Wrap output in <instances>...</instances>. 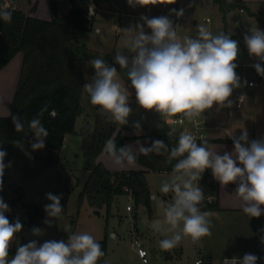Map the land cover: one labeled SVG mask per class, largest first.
I'll return each mask as SVG.
<instances>
[{"label": "clouds", "instance_id": "obj_1", "mask_svg": "<svg viewBox=\"0 0 264 264\" xmlns=\"http://www.w3.org/2000/svg\"><path fill=\"white\" fill-rule=\"evenodd\" d=\"M158 2L174 4L176 0H128L131 6ZM172 11L177 17L184 15L183 9ZM11 19L12 12L0 8V20L10 23ZM140 19L142 23L122 29V46L128 54L117 51L114 57L120 69H127V79L140 108L154 110L161 117L182 114L180 122L183 123L184 119L194 121L213 105L231 107L229 97L234 89L242 86L235 71L239 52L237 40L223 32L213 35L203 24L198 26L195 38L180 36L167 16H141ZM145 26L150 31H145ZM96 32L99 34L100 29L97 28ZM244 42L249 55L264 62V30L251 27L244 35ZM88 66L94 70V75L84 83L83 91L90 104L98 107L109 121L127 125L132 113L130 93L117 68L103 58H93ZM253 67L264 77L261 63H255ZM48 111L49 104L46 103L27 122L33 151L45 148L49 132L41 117ZM49 114L53 118L58 115L55 109ZM10 117L15 131L24 132V119L18 113H11ZM133 127L140 129L141 125L135 122ZM174 132L175 128H171L167 135L171 137ZM229 136L234 150L223 155L209 147L208 141L203 138L198 144L197 137L188 130L180 132L178 142L171 149L162 140H153L150 147L137 142L135 151L131 145L117 147L113 139L106 141L105 152L116 168L134 167L138 154H167L169 163L176 161L170 175L161 181L158 189L161 194H172L171 202L159 199L155 194L150 197L162 216L158 221L164 236L159 241L162 250L177 247L184 238L196 243L211 235L213 213L202 211L200 207L205 196L199 181L207 169L222 186L237 185L235 194L245 215L250 218L264 215V139L249 141L246 129L238 137ZM12 143L23 150L19 140ZM6 155V151L0 150V191L3 190L5 169L11 167V162L7 165L4 162ZM46 198L51 203L44 206L50 218L45 223L51 226V218L59 220L63 213L62 194L47 193ZM10 211L9 205L0 196V264H97L104 256L101 244L92 235L71 233L66 241L49 240L39 246L36 241H31L18 247L15 256L9 259L10 244L22 229L18 219L12 223L5 215ZM32 231L35 235L41 232L39 228ZM261 231L264 232V229ZM258 259L254 254H245L242 259L225 257L223 264H257Z\"/></svg>", "mask_w": 264, "mask_h": 264}, {"label": "rangeland", "instance_id": "obj_2", "mask_svg": "<svg viewBox=\"0 0 264 264\" xmlns=\"http://www.w3.org/2000/svg\"><path fill=\"white\" fill-rule=\"evenodd\" d=\"M5 1L8 6L11 5L9 0ZM247 1L250 2L248 6L252 11L259 12L257 14L263 13L260 11L264 9V0ZM97 2L96 25L92 26L90 31L77 35L78 43L75 46L74 54L81 60V71L88 79L94 75V70L88 66V62L93 58H103L108 64L117 68L121 80L129 88V104L132 108V113L128 118L129 123L127 125L118 124V127L134 128L133 124L139 122L140 129L146 130L150 135L167 134L171 128H175L172 136L178 138L183 128L165 124L164 117L154 110L147 111L140 108L135 100V91L127 79V69H120V66L114 62L117 51L128 54L122 46L124 37L122 29L142 23L141 16L149 18L167 16L173 21L175 13L172 10L183 9L184 15L181 17V23L177 30L178 35L195 38L198 34V26L203 24L209 28L213 35L223 32L231 37L234 36L240 46L244 35L249 31L246 17L236 10L227 15L224 24L222 14L213 5L212 0H176L174 4L158 2L154 5L150 3L148 5L136 4L135 6L129 5L128 0H118V6L110 3L109 0H93L92 5L96 7ZM5 6L4 4V8H6ZM97 28L100 29L99 34L96 32ZM145 31L150 30L145 26ZM235 71L248 72L251 70L236 68ZM86 101L87 99L83 97L82 108L84 110L76 120L74 133L66 136L58 161L54 153H49L44 148L32 152V155L39 159L38 161L10 159L5 162L6 165L11 162V167L5 169L3 190L0 191V196L11 209L10 212L5 213L9 221L14 223L12 219L18 217L22 224L18 243L23 238V245L36 241L39 246L49 240L66 241L67 236L71 233H88L99 243L105 242L106 255L108 256L105 260L106 264H113L120 251L124 256L125 263L142 264L140 259L133 257L135 240L140 241L147 251L149 264H194L195 253H192L193 242L190 238L182 239L180 244L175 247L181 249L182 253L178 256L173 254L174 248L164 251L159 247V241L164 236L152 230V220L159 221L162 216L158 213L152 199L151 217L145 207L135 206L133 201L127 197L117 198L109 213L104 208L93 209L86 200L79 205L78 196L83 184L84 163L80 132L86 118ZM90 121L88 120L89 123ZM56 161L58 165L55 164ZM59 165H66L71 170ZM169 175L170 173H149L147 175L151 196L155 194L159 199L171 202L172 194L164 195L158 191L161 181ZM60 178L63 179L62 184L59 183ZM47 193L62 194L61 205L64 208L59 220L51 218V226L45 223V220L50 219L44 211V206L51 203L46 198ZM128 205L132 208V212H126ZM95 211L100 214L96 215ZM28 214L31 215L30 218ZM33 228H39L40 234H33Z\"/></svg>", "mask_w": 264, "mask_h": 264}, {"label": "trees", "instance_id": "obj_3", "mask_svg": "<svg viewBox=\"0 0 264 264\" xmlns=\"http://www.w3.org/2000/svg\"><path fill=\"white\" fill-rule=\"evenodd\" d=\"M68 2L71 9L66 16H59L53 9V17L43 20L32 15L33 9L29 14L9 10L12 12L11 22L0 20V71L17 54L23 56L20 79L10 106V114L18 113L25 121V131L16 132L10 116L0 118V150L7 153L4 162L10 159L39 160L32 155L33 150L29 143L32 136L27 122L37 115L44 104H49V111L41 117L42 124L49 132L45 148L56 155H60L66 136L74 133L76 120L84 110L82 99L86 80L81 71V60L74 52L78 33L92 29L95 14L91 15L89 11L92 0ZM212 3L222 14L224 24L227 15L236 10L249 13L258 22L264 20V12L251 14L242 0H212ZM3 7L4 3L0 1V8ZM52 109L58 113L55 118L49 114ZM86 113V121L80 132L84 163L79 205L86 200L93 209L104 208L109 213L117 198L130 197L135 206L145 207L151 217V193L146 175L171 173L176 161L169 163L167 154H138L136 165L142 170H108L97 161L98 157L105 151L106 141L109 139H113L117 147L125 146L123 130L118 131L117 123L109 121L98 107L88 109ZM88 120H91V124ZM143 139L148 147L153 140H162L169 149L178 142V138L169 137L167 134H145ZM14 140L21 142L23 150L12 143ZM199 186L205 198L216 196L217 182L210 169L203 173ZM200 207L202 211L217 210L215 204L209 205L205 199ZM100 244L104 256L97 264L106 256L105 242ZM15 254V250H9V259Z\"/></svg>", "mask_w": 264, "mask_h": 264}, {"label": "crops", "instance_id": "obj_4", "mask_svg": "<svg viewBox=\"0 0 264 264\" xmlns=\"http://www.w3.org/2000/svg\"><path fill=\"white\" fill-rule=\"evenodd\" d=\"M2 1L6 5L5 9L7 10H16L29 14L33 9L34 13H32V15L43 20L51 19L53 17L54 10L59 16H66L69 14L71 9V5L68 0H9L11 3L10 6H8L5 0ZM109 1L113 5L118 6V0ZM242 1L245 3L251 14L259 13L251 10L248 6L250 3L249 1ZM98 2L95 12V23L93 26L96 25ZM260 12H264V9ZM241 14L246 17L248 30L251 27H258L259 29L264 30V20L258 22L247 12H243ZM231 38L236 40L234 36ZM22 61V54H17L0 71V118H7L10 116V106L20 79ZM235 63L238 65L237 68L251 70L248 72H236L241 80L242 86L240 88H243L244 90V101L241 103H237L235 101L239 88L234 89L232 95L229 97L231 107H224V111L221 114L211 113L206 126L203 127L202 130L203 134L206 136L209 147L218 151L221 155L225 152L231 153L234 150L233 140L229 135L238 137L242 130H247L249 141L264 139V77L260 76L253 67L255 63H261V66L264 67V62H260L257 58L251 57L248 53L244 40H242ZM82 74L86 82H88L89 79L83 72ZM254 80L258 82V86L248 88V82ZM83 97L87 99L85 106V110L87 112L88 109L96 108V106L90 104L89 97L85 92ZM86 111L85 114H87ZM205 116L206 112L198 116V119L202 120ZM85 121L86 119H84L83 123H85ZM182 128V131H191V126L189 124ZM117 130H123V136L126 138L125 146H133L134 151L136 150L137 142H139L140 145L148 147L146 140L143 139L145 134H149L146 130L144 131L143 129H136L132 127H117ZM163 134L166 133H160L157 135ZM56 157L58 161L59 155H56ZM57 161L55 164L58 163ZM97 161L103 164L108 170L114 172L142 170V168L138 165L122 169L114 167L110 163L105 151L98 157ZM59 166H63L64 168L71 170V168L66 165ZM216 182L217 190L216 196L214 197V204L217 206V210L210 211L213 213V216L211 217V235L201 238V240L197 243H192V253H195L196 248L203 250L204 254L213 261V264H217L225 257L243 258L245 254H254L259 258L257 260V264H264V243H262L264 232L261 231V229H264V215H261L259 218H250L245 215L241 209L240 200L235 194L237 185L228 184L226 186H222L217 180ZM59 183H63L62 178L59 179ZM127 198L131 199L130 197ZM126 212L128 211L126 210ZM130 212H132V208ZM28 216L29 218L31 217L30 214H28ZM12 220L14 222L16 221L14 218ZM152 221L155 222L157 219H153ZM18 235L19 233L15 234V238L11 242L9 250L17 251L18 247L23 245L22 243L24 242V239L22 238V240L18 243ZM113 237H115V235H113ZM180 250V248H174L172 252L175 256H178L182 253ZM134 251L133 257L135 256L139 259ZM107 257L108 256L106 255L100 264H106L105 260ZM116 257L117 258L113 264H127L124 262V256L121 251L117 253Z\"/></svg>", "mask_w": 264, "mask_h": 264}, {"label": "built area", "instance_id": "obj_5", "mask_svg": "<svg viewBox=\"0 0 264 264\" xmlns=\"http://www.w3.org/2000/svg\"><path fill=\"white\" fill-rule=\"evenodd\" d=\"M92 2H93V0H92ZM89 11H90L91 15L95 14L96 7L91 4V6L89 8ZM240 13H243V11L241 10ZM207 22H209V20H207ZM180 23H181V17H177L176 15H174L173 25H174V27H177V30H178V28L180 26ZM247 86H248V88L257 87L258 86V82L256 80L250 81V82H248ZM244 98H245L244 90H243V88H239L238 89V93L236 94L235 101L237 103H241V102L244 101ZM223 111H224V107L221 108V107L216 105V106H213L211 109L205 110L206 116L202 120H199L198 117H196L194 121H190V120L184 119L183 123H181L180 122L181 119H182V114H181V115L172 116V117H164V122L167 125L180 126V127H184L187 124H189L191 126V131L190 132L197 137V142H200L201 138L206 140V136L203 134L202 130H203V127H205L206 124H207V121L209 119V115L211 113L221 114ZM205 201L209 205H212L215 202V198L214 197H208V198H205ZM126 210L128 212H130L131 211V207L127 206ZM14 219L17 220L19 218L15 217ZM133 247L135 248L137 256L141 260L142 264H148V258H147L148 257V253L144 249L142 243L140 241H138V240H135L134 243H133ZM226 258L231 259L233 257H226ZM223 259H221L217 264H223ZM240 259H242V258H240ZM194 264H213V261L204 254L203 250H201L199 248H196Z\"/></svg>", "mask_w": 264, "mask_h": 264}, {"label": "water", "instance_id": "obj_6", "mask_svg": "<svg viewBox=\"0 0 264 264\" xmlns=\"http://www.w3.org/2000/svg\"><path fill=\"white\" fill-rule=\"evenodd\" d=\"M95 214H96V215H99L100 213H99L98 211H95ZM160 227H161V226H160V224L158 223V221L153 222L152 230H154L155 232L161 234V228H160Z\"/></svg>", "mask_w": 264, "mask_h": 264}]
</instances>
